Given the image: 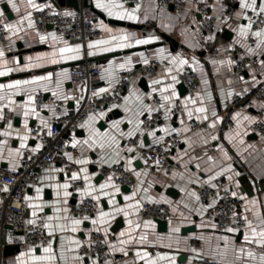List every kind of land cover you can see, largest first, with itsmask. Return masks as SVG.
<instances>
[{"label":"crops","instance_id":"0c3cea01","mask_svg":"<svg viewBox=\"0 0 264 264\" xmlns=\"http://www.w3.org/2000/svg\"><path fill=\"white\" fill-rule=\"evenodd\" d=\"M83 1L79 0L80 11L89 9L99 14L97 15L96 27L101 32L100 37L90 39L85 43L70 41L52 29L39 34L35 26L29 28L27 21H25L22 25V31L16 35L7 32L9 42L6 45H0V50L5 53L2 59L7 61L3 67L14 69L5 76H0V84L7 85L16 80H32L35 76H46L48 73H52L51 81L21 85L19 90L5 88L0 91V96L4 97L3 100H0V107L3 108L0 132L5 130L11 132L8 137L0 136V141H5L2 152H0V166L9 171L18 172L21 170L22 159L26 152H31L34 155L42 154L43 145L34 140L31 133L39 128L50 127L53 121L61 115L74 114L78 109L79 100L86 93L101 95L117 84L125 71L146 65L144 60L148 61L147 64L156 63L158 68L153 77L146 79L147 90L140 86L141 78L133 79L130 88L124 95V97H131L127 104L123 98L121 104L104 110L103 116L100 113L93 114L96 119L91 127L99 129L101 133L107 132L114 135L119 141L118 148L115 145L109 146L107 143L103 149L98 144L93 148H89L83 143L73 147V138L81 142L89 139L88 127H80L76 132L63 133L62 138L67 144L65 153L70 154L72 159L69 160L64 153L59 160L38 170L37 184L27 187L24 195V197H32L30 201L24 199L27 221L43 219L45 223H48V216L68 217L66 220L51 221L53 224H65L67 229L63 232L57 230L54 236L50 237L57 255V264H65L64 261L59 260L62 237L64 238V254L68 258L67 264H94V262L98 264L95 259H87L81 255V249L91 232H99L105 236L110 254L109 264H145V260L136 255L137 252H148L152 259L163 255L174 257L175 264H189L195 259H206L220 264H264L261 261V257L264 256V247L255 243L247 244L244 242L245 222L238 232H218L216 227H212L214 223L207 219V213L210 209L207 208V205L211 202L202 203L189 195V192L194 191L193 186L195 185H222L231 192H236L237 195L234 197L241 202L239 215L247 216L258 231L260 227H264L260 224V219L264 218V136L257 135L254 131L255 125L259 121L258 113L261 111L264 121V102L255 98L257 90L264 87V66L261 65V61H264V45L259 48L256 47L257 38L251 35L252 30H250L247 38L239 35V26L248 23L244 17H248L249 14H257L251 9H241L239 0H184L185 9L182 12L161 8L158 0H137L135 3L119 0L129 11L134 9L137 4L140 5L137 12L138 20H120L115 16H108L103 9L97 8L96 0H87V7L83 5ZM15 2L19 6V13L14 12L6 0H0V9H3L5 13V18L0 22V25L14 23L27 12H31L33 15V12L37 10L30 8L27 5V0H15ZM248 2L251 3V0ZM256 2L258 12L262 0H256ZM34 3L40 5L42 9L51 10L53 13L65 15L66 13H77L70 7L60 6L57 0H34ZM200 7H205L208 14L218 20L213 35L201 34L195 30V25L200 19L197 13ZM230 10L233 13L228 16L227 13ZM238 13L239 15H237ZM259 15L264 17V13ZM101 21L113 29L111 34H115L119 29L128 32L131 35L130 43L132 46L123 49L116 48L109 52L89 49L88 44L90 42L107 39L111 35L101 29ZM227 32L230 39H227ZM52 33H55L56 40L52 39ZM159 33L175 40L177 46L174 47L170 42H165ZM40 35L46 36L47 39L41 41ZM149 37H156L157 39H153L147 44H135L136 39ZM219 40L220 43H218ZM64 42H67L68 46L81 45L80 58L60 59L57 56L59 62L56 64L35 60V57L40 54L51 53L53 50L64 47ZM249 48H252L253 51L249 52ZM230 50L240 51L241 57L247 60L245 70L241 75L235 74V63L226 57ZM90 51L95 54L88 55ZM29 57L33 59L29 60ZM172 57L186 59L188 63L178 66L171 63ZM88 60H94L100 69L99 75L91 79L89 86L71 78V71L82 67ZM37 63H40L41 66L28 67L30 64ZM121 64L124 65L123 68L119 67ZM169 68L172 69L171 72H168ZM185 69H190L198 77V92L195 95L188 92L183 95L180 93L179 75ZM172 76L176 77L175 81L172 80ZM153 81H160V83H153ZM58 84L59 86H57ZM169 85H172L176 92V97L171 102L162 99V95L170 96L172 94L173 88H169ZM165 88L168 90L161 92V89ZM101 89H106V91L101 92ZM39 92H42L47 98H53L55 101L63 103V107L58 109L56 106L47 105L42 111H38L35 106V97ZM54 92L57 95H53ZM29 95L34 98V105L32 106L35 107L39 116L29 115L26 129V118L23 113ZM136 95L142 97L143 103L135 100ZM65 96L70 97V99H63ZM10 99L15 103L10 104ZM191 100H195L196 103H191ZM185 103H187V109H185ZM162 104L164 107H161ZM145 106H150L153 111L149 114ZM201 106L207 108V120L197 119V116L205 115L195 111ZM126 108L129 111H125ZM188 110L193 113L191 119L187 115ZM137 112L142 113L138 117L141 121L143 118L159 112H162L163 116L149 131H143L140 126V130L135 131V134L129 137L126 134L135 129ZM6 113L11 114V120L6 121ZM114 113H117L119 117L114 118ZM166 116L167 118H165ZM42 120L45 123H42ZM129 120H132L133 123L129 124ZM114 122H120L118 130L113 127ZM9 123L12 125L10 129L8 128ZM194 123L205 124V127L195 129L193 128ZM213 124L214 127H210ZM163 128H167L168 132L161 131ZM172 129L177 131L173 132ZM153 131L155 136L149 134ZM121 133L125 135H121ZM173 134L182 138L180 146L171 156V163L177 167L159 178L151 173L147 164L134 151L129 152L127 150L131 148L127 141L136 135H140L141 143L144 146H150ZM23 135L28 136V140L25 141L27 145L25 148L20 147V137ZM37 144L41 145L39 149H36ZM17 149L20 150V155L15 154ZM33 149L36 150L33 151ZM9 150H12V155H9ZM116 152H119V156L116 155ZM225 152L227 157L224 155ZM85 158L88 159V164L75 163L76 160ZM129 159L132 160L130 166L127 165ZM63 162H66L68 166H73L74 169L68 171ZM115 165L124 166L132 174L131 192L123 193L122 187L119 186V193H115L112 189H106V191L114 192L116 203H110L108 196L101 195L99 202L95 201L98 205L97 212L88 220H82L78 231L72 232L70 230L71 220L74 217L70 216V210L82 199L91 198V196L82 195L72 186L73 183L80 182L83 185L81 190L85 188V181L83 180L85 174L80 172V169L82 167L88 169L87 175L90 177V182L98 189L99 185L105 183L109 176H102L101 170ZM229 165L232 167L231 172L222 171ZM50 169H61L62 171H50ZM238 169L243 170L248 175L251 184L254 186V196L249 197L243 192V187L239 183L242 175ZM73 172L78 173L81 178L75 181L71 180ZM137 172L140 173L139 177L135 174ZM237 172L239 176L235 175ZM173 173L176 175L173 176ZM229 175L233 176V180L228 179ZM47 176H55L56 179H41ZM212 177L214 178L210 179ZM189 181L193 182L190 183ZM65 182L70 184L68 191L72 194L66 198L67 203H61L59 207L67 208L68 211L67 213L63 211L55 213L50 205L57 199L56 190L48 185ZM113 183H115L114 179ZM36 188L43 189L40 199L36 198ZM143 189H148L147 193ZM181 189L185 190L181 191ZM134 191L136 192L135 200H139L141 205L151 203L147 197H152L153 200L159 201L155 203H164L169 206L170 218L167 221V231H159L156 220L141 217L140 210L134 212L132 209H127L130 213L127 217L123 213L115 214L114 210L117 206L125 207L127 204L135 202L124 199L125 196H131ZM170 191L174 194H169ZM161 197L170 203L161 201ZM64 199L61 195L60 200L63 201ZM252 200H256L257 203H250ZM30 203L43 206L42 210L36 209L37 215L35 217L32 216L34 209L28 206ZM201 206L206 209L202 215L198 211ZM1 210L2 201L0 200V215ZM99 210L112 212L114 215L105 224L93 225L91 220L97 217ZM129 220L132 221L131 225L128 223ZM146 221L151 222L148 227H145ZM137 223L140 225L139 228L135 227ZM97 228L100 230L97 231ZM175 228H179V232H174L173 229ZM105 229H107V233H105ZM45 231L48 235V230L45 229ZM121 232H124L125 235L121 236ZM19 236L17 232L10 230L9 226L5 227L4 237L10 244L9 246H12L11 244ZM141 236H146L147 239L141 240ZM225 236L229 237L227 247L222 239ZM71 239L79 240L81 246L77 248L70 244ZM121 240L128 241V243L122 245L120 244ZM47 245H29L24 250L13 252V254L9 253L4 256L2 264H16V258L22 252H27L29 248L36 249L35 255H45L43 248ZM241 247L244 248V252L239 251ZM70 248L74 251H68ZM121 248L124 251H120ZM248 251H251L253 256H248ZM73 256H80L83 259L82 261H73L71 259ZM24 259L29 258L24 257ZM181 259L185 260L184 263H180ZM29 264H31L30 260ZM158 264H168V261L159 260Z\"/></svg>","mask_w":264,"mask_h":264},{"label":"built area","instance_id":"2783aa9c","mask_svg":"<svg viewBox=\"0 0 264 264\" xmlns=\"http://www.w3.org/2000/svg\"><path fill=\"white\" fill-rule=\"evenodd\" d=\"M127 3H135L137 0H123ZM161 8H173L175 12H182L185 9L184 0H158ZM200 19L195 25V30L201 34L213 35L217 27L216 17L208 14L205 7L197 10ZM233 12L230 10L227 15ZM248 17L253 21L252 32L264 28V17L262 15L249 14ZM35 29L39 34L48 32L50 29L70 41H80L85 43L90 39H96L101 36V32L96 27L98 16L95 12L84 9L74 14L53 13L49 9L35 10L32 15ZM9 42L7 31L0 25V45H6ZM221 41L219 40L218 43ZM226 57L235 63L234 72L241 75L245 70L247 60L241 57L238 50H230ZM158 65L149 63L125 71L117 84L102 93L101 95H92L89 92L79 100V106L72 115H61L56 118L50 127L39 128L31 133V137L40 142L44 151L40 155H34L26 152L22 159V167L18 172L9 171L0 166V200L2 201V210L0 215V264L3 263L5 250V227L10 226L20 234L11 244L24 250L29 245L45 246L50 237L47 235L43 225V219H39L35 224H29L27 221L24 195L26 188L36 185L38 182V170L59 160L67 150L66 141L62 138L63 133L76 132L80 129L89 115L101 113L109 107L117 106L123 101L124 95L131 85V81L136 78L147 79L156 74ZM100 69L94 60H88L80 67L71 71V78L78 82H84L90 85L93 77L99 75ZM180 83L183 84L187 92L195 95L198 92V77L190 69H185L179 75ZM255 98L264 102V87L257 90ZM45 105L56 106L58 109L63 107V103L55 101L53 98H47L42 92L35 97V106L38 111H42ZM178 110V106H177ZM163 113L147 116L143 118L141 128L143 131H149L162 118ZM259 121L254 127L257 135L264 136L263 112L258 113ZM11 120V114L6 113V121ZM205 124L194 123L193 128L202 129ZM49 130L51 135H48ZM182 138L173 134L166 139L150 146H144L141 143L140 135L130 138L127 143L129 147L147 164V168L155 177H161L175 169L177 166L171 163V156L180 146ZM143 145V146H141ZM159 160V166L156 161ZM63 165L68 171L74 169L68 166L66 162ZM102 176L111 175L114 182L119 187L132 186V174L122 165H115L111 168L101 170ZM7 186V191H5ZM74 189H81L82 183H73ZM193 190L199 195L202 203H208L215 200V204L208 210L207 219L216 225L218 232H224L227 227L242 229L244 220L238 211L241 202L232 196V192L222 185L215 187L211 185H195ZM98 209V205L91 198L82 199L75 207L70 210V216L83 220L84 216L92 217ZM233 213H236L233 216ZM140 215L143 218L168 221L170 218V208L164 203H144L140 209ZM235 221V222H234ZM10 245V244H8ZM81 255L87 259H95L98 264H109L110 254L106 238L99 232H91L86 243L81 249ZM189 264H220L206 259H195Z\"/></svg>","mask_w":264,"mask_h":264},{"label":"snow or ice","instance_id":"6c2138e0","mask_svg":"<svg viewBox=\"0 0 264 264\" xmlns=\"http://www.w3.org/2000/svg\"><path fill=\"white\" fill-rule=\"evenodd\" d=\"M6 3L8 5L11 6V9L14 12L19 13L20 9L19 6L17 5V3L15 2V0H6ZM27 5L32 8V9H37V10H41L42 11V7L36 3H34V0H27ZM96 7L97 8H101L103 9L108 16H115L117 19L120 20H138L139 17L137 15V12L140 8V5L137 4L136 7L134 9H132L131 11H129L128 9H126L123 5V3H120L119 0H96ZM239 7L241 9H251L254 13H256L257 15H259L260 13H264V0H262V2L259 4V11L257 12V2L256 0H251V3L248 2V0H239ZM68 13H66L67 15ZM239 15V13L237 14ZM5 18V13L3 9H0V22H2V20ZM245 19L248 20L247 25L241 24L239 26V35L241 37L247 38L249 35L250 30L252 29V24L253 21L251 20L250 17L245 16ZM27 21V25L29 28H32L35 26L34 21L32 19V13L31 12H27L26 15L21 16L16 22L14 23H3V28L7 31L10 32L12 35H16L18 34L20 31H22V25L24 24V22ZM100 27L101 29L107 31L108 33H113V29L109 28L106 24L103 23V21L100 22ZM251 35L257 38V43H256V47L259 48L261 47V45H264V29H259L256 30L254 32H251ZM52 39L56 40L57 37L55 35V33L51 34ZM211 39V37H209ZM39 39L41 41H45L47 39L46 36L44 35H40ZM153 39H157L156 37H149L147 39H136L135 40V44L139 45V44H147L149 43L151 40ZM131 35L126 32L124 29H119L116 31L115 34H111L108 36L107 39H100V40H96L93 42H90L88 44V48L89 49H98L99 51L102 52H109V51H113L116 48L119 49H123V48H128L131 47ZM65 46L64 47H60L59 49L53 50L51 53H43L38 55L37 57H35V60L38 62H44L47 61L48 63H52V64H56L59 62V60L57 59V56H59L60 59H78L80 58V54H81V48L82 46L77 44L75 46H68L67 42H64ZM249 52H252L253 49L249 48L248 49ZM163 51V50H161ZM94 52H89L88 55H94ZM5 53L3 50H0V68H2V70H0V76H5L6 74L12 72L14 69L12 68H6L3 67L4 65L7 64L6 60H3L2 58L4 57ZM29 60H32V57L28 58ZM18 63V62H17ZM144 63L147 64L148 61L144 60ZM171 63L176 64L178 66H182L188 63V61L186 59H178L177 57H172ZM229 63H231V61H229ZM261 65L264 66V61H261ZM41 66L40 63L37 64H30L28 65V67H39ZM119 67L123 68L124 65L121 64ZM172 69L169 68L168 72H171ZM52 79V73H48L46 76H35L32 80H16L12 83H9L7 85L4 84H0V91H2L5 88L8 89H15V90H19L21 85H28V84H39L42 81H51ZM172 80L175 81L176 77L172 76ZM153 83H160V81H153ZM59 86V84L57 85ZM169 88H173L172 85L168 86ZM45 90H47V88H45ZM168 89H161V92H165ZM101 92L106 91V89H101ZM95 94V93H94ZM53 95H57V93H53ZM176 97V92L175 89L173 88L172 94L170 96L168 95H162V99L164 101H169L171 102L173 100V98ZM130 96H126L124 97L125 103L127 104L130 100ZM4 97L0 96V100H3ZM63 99H70V97H63ZM190 99V98H189ZM135 100L143 103V99L141 96L136 95L135 96ZM9 103H15V101H12L11 99L9 100ZM191 103L195 104L196 101L195 100H191ZM34 98L33 96L29 95L28 97V102L24 105V116H25V128L27 129V117L29 115H36L39 116V113L36 112V109L34 106ZM45 107H47V105H45ZM115 107V105H114ZM161 107H164V105L162 104ZM145 109L149 112V114L153 111V109L150 106H145ZM185 109H187V103H185ZM125 111H129V109H125ZM195 111L197 113H202L205 114L202 117L201 116H197V119H203V120H207L208 117L206 115L207 113V108L201 106L195 109ZM3 108L0 107V119L3 118ZM142 113L137 112L136 116L137 119L135 121L136 127L133 130H130L126 135L131 137L135 134V131L140 130V126L143 124V121L139 120L138 117L139 115H141ZM101 116L104 115L103 112L100 113ZM187 115L188 117L191 119L193 113L191 110L187 111ZM213 115H215V112H213ZM167 118V116L165 117ZM96 117L93 115H89L88 119L82 124L80 125V127H88L89 131H90V137L87 140H84L83 142L76 140L75 138H73L72 141V145L73 147H75L77 144L83 143L84 145H87L89 148H93L95 147L97 144L99 145V147L101 149H103L105 147V144L107 143L109 146L115 145L117 148L119 147V141L116 139V137L114 135H110L109 133L105 132V133H101L99 131V129H96L94 127H91L92 123L95 121ZM42 123H45L43 120L41 121ZM119 123L120 122H114L113 123V127L116 128L117 130L119 129ZM129 124L133 123L132 120L128 121ZM12 127L11 123L8 124V128L10 129ZM210 127H214L213 125H210ZM30 131V130H29ZM161 131L164 132H168L167 128H163L161 129ZM173 132H176V129H172ZM51 131L49 130L48 135H51ZM150 135L155 136V132H151L149 133ZM11 135L10 131H3L0 132V136H5L8 137ZM121 135H125L124 133H121ZM98 138V139H97ZM162 139V137H161ZM213 139H215V137H213ZM21 140V148H25L27 145L25 143V141L28 140V136L27 135H23L20 137ZM91 141V142H90ZM243 142V141H241ZM5 144V141H0V152H2L3 149V145ZM143 146V145H141ZM41 147V145L37 144L36 145V149H39ZM36 149H33V151H35ZM129 152L134 151V149L129 148L127 149ZM15 154L16 155H20V150L17 149L15 150ZM9 155H12V150H9ZM66 156H68V159L71 160L72 157L70 154L65 153ZM116 155L119 156V152H116ZM224 155L227 157V153L225 152ZM209 159H211V157H209ZM114 162H118V161H114ZM75 163L77 164H81V165H86L89 163L88 159H79L76 160ZM156 165L159 166V160H157ZM132 164V160L129 159L127 161V165H131ZM197 168H199V165H197ZM50 171H62L61 169H50ZM222 171L224 172H231L232 171V167L231 165H229L227 168L223 169ZM80 172L84 173L85 175L83 176V180L85 181V188L84 189H78V191L81 192L82 195H86V196H91L93 201H96L97 203L100 200V196H108L109 197V202L112 204H115L116 201L114 199V192L115 193H119L120 192V188L113 183V177L111 175H109L107 177V181L105 183H102L99 185V188L97 189L94 185L91 184L90 182V177L87 175L88 169L86 167H82L80 169ZM137 177L140 176V173L137 172L135 173ZM176 173H173V176H175ZM219 175V173H218ZM236 176H239V173H235ZM80 175L76 172H73L71 174V180L75 181L80 179ZM214 177L210 178L213 179ZM42 180L47 179V180H55L56 177L55 176H47V177H42ZM228 179L231 181L233 180V176L229 175ZM190 183H192L193 181H189ZM237 186H238V181L236 182ZM49 187H52L56 190L55 194L57 199L55 201L52 202V204L50 205L51 207H53V211L55 213H60L61 211L67 213L68 209L67 208H61L59 207V205L61 203L66 204L67 203V197L70 196L72 193L68 191L70 184L68 182H65L63 184L60 183H55V184H50L48 185ZM213 187H215V185H213ZM106 189H112L114 190V192H110V191H106ZM5 191H7V186H5ZM62 190V191H61ZM185 189H181V191H184ZM143 191L145 193H147L148 189H143ZM36 192H37V199H40V194L43 192L42 188H36ZM94 193H99V194H95ZM232 196H236V192H232L231 193ZM61 195L65 198L63 201L60 200ZM189 195L191 197H194L195 200L199 201L200 197L199 195H197V193L195 191H191L189 192ZM136 197V192L134 191L132 193L131 196H125L124 199L125 201H130V200H134V203H130L127 204L125 207H119L117 206L114 210L115 214H119V213H123L126 217L130 214L129 211L127 209H132L134 212H138L142 205L141 202L139 200H135ZM24 199L26 201H30L32 200V197L29 196H25ZM148 201L151 203H155V202H159V201H155L153 200L152 197H147ZM161 201L165 202V203H170V201L166 200L164 197H161ZM215 200H213L211 203H209L207 205V208H211L213 207V205L215 204ZM250 203L252 204H256L257 201L256 200H252ZM30 208H33V212H32V216L35 217L37 215L36 209H40L42 210V205L40 204H29L28 205ZM185 207H188V205H185ZM206 209L204 208V206H201V209H199L198 211H200V214H203V211H205ZM245 211H247V209H245ZM114 213L112 212H105L103 210H99L98 211V215L95 219L91 220V223L93 225L96 224H105L108 222L109 218L113 217ZM236 213H233V216H235ZM259 215V214H257ZM61 219H68L67 216L61 217L59 215L56 216H48L47 220L48 223H45L43 225V227L45 229L48 230V236L49 237H53L55 232L57 230L63 232L66 229V225L65 224H53L51 223V221L53 220H61ZM89 217L88 216H84L83 220H88ZM243 220L245 222L246 225V230L243 234V239L244 242L247 244H251V243H255L258 246L264 247V227H260L259 231L257 230V227H254L252 224V221L248 219L247 216H243ZM83 221L81 219H75L73 218L71 220V231L72 232H76L79 229V226L81 225ZM235 222V221H234ZM29 224H35L36 221L35 219L29 220L28 221ZM129 225L132 224V221L129 220L128 221ZM151 224L150 221H146L145 222V227H148ZM260 224L264 225V218L260 219ZM139 223H137L135 225L136 228H139ZM213 228L216 227L215 224L212 225ZM100 229L97 228V231H99ZM174 232H179V228H175L173 229ZM226 232L228 233H235L238 232L239 229L238 228H233V227H227L225 229ZM105 233H107V229H105ZM121 236H124L125 233L121 232L120 233ZM63 237L61 238V251H60V255H59V260L64 261L65 264H67V257L64 254V245H63ZM131 239V238H130ZM147 237L146 236H141V240H146ZM225 242V246L227 247L229 244V237L225 236L222 238ZM128 243V241L125 240H121L120 244H125ZM70 244L75 245L77 248H79L81 246V243L79 240L76 239H71L70 240ZM120 251H124L123 248L119 249ZM35 251L36 249L34 248H29L27 252H22L20 254V256H18L16 258V264H29V260L31 261V264H57V255L55 253V250L53 248V241L49 240L48 245L46 247L43 248V252L45 253V255H35ZM68 251H74V249H68ZM193 251H195V249H193ZM240 252H244V248L241 247L239 249ZM127 254V253H125ZM136 255L140 258L145 260V264H158L159 260H166L168 261V264H175V258L174 257H170L167 255H163V256H158L156 259H152L150 257V254L148 252H137ZM248 256H253V253L251 251H248L247 253ZM24 257H28L29 259H24ZM73 261H82V257L80 256H73L71 258ZM261 261L264 262V256L261 257ZM95 264V262H94Z\"/></svg>","mask_w":264,"mask_h":264},{"label":"water","instance_id":"95a60500","mask_svg":"<svg viewBox=\"0 0 264 264\" xmlns=\"http://www.w3.org/2000/svg\"><path fill=\"white\" fill-rule=\"evenodd\" d=\"M57 1H58L60 6L70 7L75 12H79L80 11V2H79V0H57ZM83 5L85 7L88 6L87 0L83 1ZM170 9L173 10V8H170ZM97 15H99V14H97ZM113 23H115V22H113ZM159 34L163 38V40L165 42H170L174 47L177 46V42H175V40H173L172 38L168 37L167 35H165L163 33H159ZM226 35H228V32L226 33ZM227 37H228L227 39H230L229 35ZM147 84L148 83H147L146 79H141L140 86L144 90H147V87H148ZM179 90H180V93L182 95L187 93V89H186V87L183 84H181L179 86ZM113 116H114V118H118L119 117V115L117 113H114ZM238 171L242 175L240 177V179H239V183L243 187V192L249 197L254 196V194H255L254 186H253V184H251V181H250L248 175L245 174L244 171L241 170V169H238ZM259 188L261 189V186H259ZM122 192L123 193H130L131 192V188L130 187H122ZM169 194L173 195L174 193L172 191H170ZM156 224L158 225L159 231H161V232L167 231V227H168V222L167 221L156 220ZM118 225H119V223H118ZM9 229L13 230L12 227H10V226H9ZM4 243H5L4 256H7L9 253L13 254V252H19L20 251V249L18 247H16V246H9L8 245V241H7L6 238H5ZM184 261H185L184 259H181L180 263H184Z\"/></svg>","mask_w":264,"mask_h":264}]
</instances>
